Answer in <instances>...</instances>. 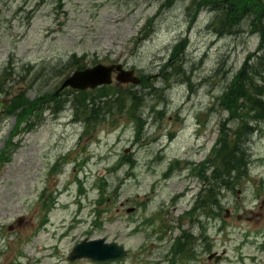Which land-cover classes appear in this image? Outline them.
<instances>
[{"label": "rangeland", "instance_id": "374dc122", "mask_svg": "<svg viewBox=\"0 0 264 264\" xmlns=\"http://www.w3.org/2000/svg\"><path fill=\"white\" fill-rule=\"evenodd\" d=\"M257 4L0 0V86L12 88L0 93V156L18 125L4 112L13 89L43 102L0 160V264H102L68 259L101 238L129 252L103 264H264V120L220 102L260 47ZM262 59L251 66L264 76ZM100 64L141 80L59 93ZM104 101L91 131L86 107ZM227 154L243 165L225 168Z\"/></svg>", "mask_w": 264, "mask_h": 264}, {"label": "trees", "instance_id": "16d2710c", "mask_svg": "<svg viewBox=\"0 0 264 264\" xmlns=\"http://www.w3.org/2000/svg\"><path fill=\"white\" fill-rule=\"evenodd\" d=\"M236 1L242 2V0H236ZM257 1L258 0H256V3H258V2L262 3L261 1H258V2ZM257 7L261 8V15L258 17V20L256 21V23L258 24L256 29H259V33L261 34L260 47H259L258 51L256 53H254L253 55H251V57L247 60V63L245 64L242 72H240L238 74V76L235 78L233 83H231L227 86L226 90L223 92V95H221L222 97L220 96L221 97L220 102L224 107H225V105L230 107V108L225 107L227 110H231L232 112H235V110L238 111L239 118L245 117V115L243 114V111H244L243 109H245L247 114H250V113L257 114L255 119L261 121V120H264V88H263V86H259V85L256 87L253 80L256 76H260L264 80V76L261 72L256 75V71H252L253 67L251 66V64L253 62H257V61L261 60V58H263L262 60H264V4H262V5L257 4ZM244 15L245 14H242L241 16H244ZM260 56H262V57H260ZM81 70H83V69H81ZM106 87L107 86L103 87V89L104 90L109 89ZM11 89L12 88H8L6 85H1L0 86V93L4 92L7 95H11L12 94L10 92ZM20 89H21L20 87H16L13 89V90H18L19 92H17V95L11 100V103L8 106H6L4 109V112H8V113H10V116L16 117L18 125H17V128L15 127L14 132L11 133L10 139L7 142V147L5 148V150H3V152L0 156V160L6 158V155H7L6 151L10 150L13 147H14V149L17 148L18 144H14L13 139L18 137V136L25 135L29 132L28 129H24L22 127V125H24V124L29 125L30 121L25 122L27 117L29 115H31L32 113H36L37 111H40V109L43 105L41 97H39V99H37L36 101L29 103L27 101V99L25 98L23 91H21ZM4 90H7V93ZM63 91H61L60 93H62ZM76 92H78L81 95H86L88 93V91H83V92L76 91ZM108 95H109L108 92H104V97H108ZM12 97H13V95H12ZM58 99H60V98H58ZM116 101L118 102V105H120L121 107H128V105L123 106L124 101H122L120 96ZM239 102H241L243 105H245L247 107L241 109V107L238 105ZM105 103H106V101H104L102 104H99V105L93 104L91 107H86L85 111H86L87 118L84 121V123L89 130L93 131V126H92L93 122H95V123L99 122V123L103 124L105 122V120L107 119L106 116H103L104 114H102L101 111L103 109L108 108L110 104L113 105L114 103H111V101H110V103L106 107H104ZM26 104L28 105L27 110L24 109V106ZM74 105L76 107H81V105H79V104H74ZM134 107L135 106H133L132 109ZM234 107H235V109H234ZM21 108H22V112L20 114H17V111ZM88 112L90 114H87ZM17 116L19 117V119ZM102 119H103V121H102ZM113 123H116V120ZM137 123H138V126H141V124L139 122H137ZM252 130L253 129H249L250 132ZM225 144H226L225 146L228 148V150H227L228 153L233 155L236 152V149L234 151L233 149H231L229 147V145H228L229 143L226 142ZM231 155L227 154V156H226L229 163L226 164L225 168H227V169L235 168V166H233L235 163H237V166H238V163H241V165H243V162H240V161L236 162L234 160V158H232L233 156L231 157ZM226 157L224 158L225 159L224 161H227ZM6 160H8V158ZM52 169H53V171H56L55 167H53ZM233 170L236 171V169H233ZM214 174H216V172H214ZM100 180H102V179L100 178ZM103 185L106 187L105 182H103ZM206 192L208 193V195L210 197H212V195L215 194V188L212 190L211 189L206 190ZM214 199H216V198H214ZM208 203H209V201H208ZM50 205L51 204L48 203V206H50ZM49 208L50 207H47V210Z\"/></svg>", "mask_w": 264, "mask_h": 264}, {"label": "water", "instance_id": "95a60500", "mask_svg": "<svg viewBox=\"0 0 264 264\" xmlns=\"http://www.w3.org/2000/svg\"><path fill=\"white\" fill-rule=\"evenodd\" d=\"M264 3V0H262ZM114 73H117L114 78ZM114 79L120 83L138 84L141 79L134 70H127L122 65H97L92 68L75 71L63 82L59 93L71 88L77 91L95 90L99 87L110 86ZM129 252L117 243H109L105 238L81 241L75 246L69 256L70 262L89 259L97 263H110L122 260ZM220 258H218L219 260Z\"/></svg>", "mask_w": 264, "mask_h": 264}]
</instances>
